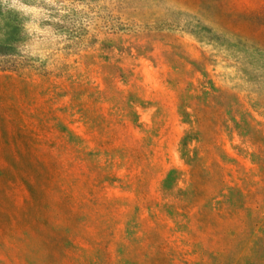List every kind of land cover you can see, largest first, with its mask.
<instances>
[{
    "label": "rangeland",
    "instance_id": "rangeland-1",
    "mask_svg": "<svg viewBox=\"0 0 264 264\" xmlns=\"http://www.w3.org/2000/svg\"><path fill=\"white\" fill-rule=\"evenodd\" d=\"M0 264H264V0H0Z\"/></svg>",
    "mask_w": 264,
    "mask_h": 264
},
{
    "label": "trees",
    "instance_id": "trees-1",
    "mask_svg": "<svg viewBox=\"0 0 264 264\" xmlns=\"http://www.w3.org/2000/svg\"><path fill=\"white\" fill-rule=\"evenodd\" d=\"M20 41L13 39H5L0 42V62L14 59L20 49Z\"/></svg>",
    "mask_w": 264,
    "mask_h": 264
}]
</instances>
